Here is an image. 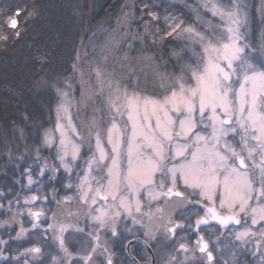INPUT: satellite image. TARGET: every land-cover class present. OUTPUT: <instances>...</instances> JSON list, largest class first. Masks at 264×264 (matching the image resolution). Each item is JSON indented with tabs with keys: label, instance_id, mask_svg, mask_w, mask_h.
Returning <instances> with one entry per match:
<instances>
[{
	"label": "snow or ice",
	"instance_id": "1",
	"mask_svg": "<svg viewBox=\"0 0 264 264\" xmlns=\"http://www.w3.org/2000/svg\"><path fill=\"white\" fill-rule=\"evenodd\" d=\"M184 3L194 14L191 22L173 13L161 17L147 0L139 6L137 16L135 0L131 5L125 3L118 18L121 39L112 41L103 54L107 63L122 44L131 50L136 42L144 46L149 40L155 45L162 44L168 37L185 38L192 55L181 63L180 54L173 53L180 65L179 71L160 74L162 96L144 94L133 68L124 63L119 65L121 69L127 68L124 79L115 67L112 72L94 68L95 84L91 79L84 80V73L80 72L81 96L87 93L101 101V107L94 109L85 135L73 122L69 92L51 85L61 97L56 107L59 142L54 145L51 133L45 132L43 146L56 147V160L69 174L78 166L84 144L91 149V155L84 161L83 175L77 173L78 183L74 185L85 210L83 214L93 222L96 232L95 235L88 233L93 244L91 251L82 257L84 264H92L93 253L101 247V230H111L115 236L119 220L131 217L133 223L141 222L133 212L141 213L145 197L149 204L160 199L169 202L175 197L180 204L202 206L204 215L195 221L197 232L200 225L208 224L209 220L216 221L222 228L241 225L243 220V228L235 232V239L248 243L250 237L259 236L255 241L257 249L264 248V63L249 57L246 50L255 49L240 42L243 38L240 29L246 25L247 16L238 0H232L230 7L218 0H197L195 4L184 0ZM201 9L210 12L218 22L205 19ZM35 14V9L24 3L0 9V45L22 35L21 16L27 22ZM76 59L80 60L79 54ZM117 59L127 61L128 53ZM73 70L79 71L76 63ZM62 119L66 123H62ZM36 158L40 159L39 147ZM48 168L53 173L58 170L45 160L41 175ZM24 173L28 186L32 185L31 168H25ZM37 199L36 195L24 198L26 204ZM43 214V210L28 209L33 228L38 226L36 221ZM69 215L79 218V214ZM249 219L251 224H248ZM169 224L166 231L173 235L177 228L184 227L173 223L171 217ZM70 227L74 225H48L57 233L59 249L69 260L73 254L65 246L63 233ZM77 230L84 231L83 228ZM25 231L21 227L16 238ZM4 243L7 241L0 240V244ZM194 243L192 249L180 243L178 251H198L207 257L204 264H214L209 241L198 235ZM41 251L40 247L33 246L22 254L36 258ZM104 252H108L107 247ZM188 260L187 256L180 261L176 255H170L164 264H185ZM57 261L53 256L52 264ZM24 264L29 261L25 260ZM107 264H113L111 255L107 257ZM261 264H264V254Z\"/></svg>",
	"mask_w": 264,
	"mask_h": 264
},
{
	"label": "trees",
	"instance_id": "2",
	"mask_svg": "<svg viewBox=\"0 0 264 264\" xmlns=\"http://www.w3.org/2000/svg\"><path fill=\"white\" fill-rule=\"evenodd\" d=\"M145 0H135L136 15H140V5ZM153 5L152 10L161 17L166 13L180 15L186 22L195 19L194 14L185 6L184 0H147ZM195 4L197 0H190ZM226 7L232 0H218ZM238 2H241L238 1ZM18 3L27 4L35 9V16L24 22L21 16L22 35L7 44L0 45V205L9 195L14 198L21 194L24 184L25 168H31V175L36 180L47 181L53 177L41 175L40 168L50 151L41 147V134L53 122V109L57 92L52 84L60 87L65 78L71 74L77 54L84 53L87 58L97 49H101L114 40H120L122 31L118 24L121 8L132 0H0V9ZM247 25L250 28L246 42H249L251 53L260 63H264V0H245ZM205 19L218 22L210 12L201 9ZM147 19V17H145ZM139 23V22H138ZM133 25V28L138 26ZM163 27V20H161ZM121 45L116 54L128 53L131 65L136 60L152 57L145 65L134 70L141 81L139 68L154 69L157 74L178 72L179 53L181 63L191 57L188 41L176 36L168 37L161 44L147 41L144 46L136 42L129 50ZM198 48V46H197ZM110 63L118 64L116 58ZM140 90L144 94L162 96L158 77H145ZM22 130V134H21ZM40 149V159L36 158V149ZM50 159V158H49ZM49 171V170H48ZM48 173V172H47ZM54 179V178H53ZM59 180V178H57ZM61 179V178H60ZM18 181V182H17ZM43 189H58L61 185ZM2 213V207H0Z\"/></svg>",
	"mask_w": 264,
	"mask_h": 264
},
{
	"label": "flooded vegetation",
	"instance_id": "3",
	"mask_svg": "<svg viewBox=\"0 0 264 264\" xmlns=\"http://www.w3.org/2000/svg\"><path fill=\"white\" fill-rule=\"evenodd\" d=\"M46 174L51 177L54 174V179L35 181L42 189V193L38 192L39 199L36 201L25 203L24 198L28 193L34 192V190L26 189L25 181H22L24 186L17 197L12 198L8 190L2 205V213H0V240L7 241L0 244V264H24L25 260H28L29 264H52L53 256L58 258L57 264H84L82 257L91 251L93 240L88 233L95 235L96 232L93 222L83 214L85 210L80 205L77 193L74 191V194L70 196L72 199L59 207L64 202L59 200L65 190L64 174L60 171L53 173L51 170ZM47 183L52 188H54L53 185L57 187L61 185V187L46 191L43 185ZM177 204L180 202L175 197L169 202L160 199L151 204L145 197L142 201L141 213L133 212L134 216L141 221L140 223H133L131 217H126L117 222V235L113 236L111 230L99 232L101 247L93 253L92 264H101V262L107 264L109 255L113 264H164L170 255H176L180 261H184L185 256L189 257L185 264H204L207 261L206 255L198 251L194 253L178 251L180 243H186L190 249L195 248L194 242L198 235H203L209 241L210 250L215 257L214 264H224V261L228 264H261L264 248L258 250L255 242L260 239L259 236L250 237L248 243H241L235 239V232L243 228V220L241 225L231 224L228 228H222L216 221L209 220L208 224L200 225L197 232L195 221L199 216L204 215V208L196 203H184L179 207ZM27 207L33 211L43 210L44 214L36 221L38 224L36 228H33V218L26 215ZM69 213L79 214V218L77 215L70 216ZM170 217L173 223L184 225L183 228H177L174 235L166 231V226H171ZM52 223L74 225L63 233L65 246L73 254L71 260L60 251L58 241L55 239L57 233L48 228V225ZM248 224H251L250 219ZM21 227L26 231L16 238ZM78 228H83L84 231L80 232ZM146 232L149 235L146 236ZM33 246H38L42 250L38 257L33 258L22 254L26 248ZM104 247L108 248V252H104Z\"/></svg>",
	"mask_w": 264,
	"mask_h": 264
},
{
	"label": "rangeland",
	"instance_id": "4",
	"mask_svg": "<svg viewBox=\"0 0 264 264\" xmlns=\"http://www.w3.org/2000/svg\"><path fill=\"white\" fill-rule=\"evenodd\" d=\"M238 1H240V0H238ZM243 1H245V0H241V2H239V4L247 16V10L244 9ZM240 31L243 33V38L240 42L242 44L243 43L249 44V42H246V38L248 37L249 31H250V28L248 27L247 23H246V25L241 27ZM110 46H111V44H108L101 49L99 48V49L95 50V52L92 53L89 58H87V56H85L84 53L79 54L80 60L77 61V59H76V61L74 62L77 64L79 71H74L72 69L71 74L65 78L63 84L59 87L65 91L69 92V99L72 101L70 113L72 115L73 122L80 127L81 131L85 135H87V127L86 126L89 123V121L93 115L94 109L101 107V101L98 97H95V98L90 97L87 93L85 94L84 97L81 96V91H80L81 76L79 73L83 72L84 73L83 79L84 80L91 79L92 83L95 84V75L93 73L94 68L100 67V68L106 69L107 72H112L113 68L115 67L120 78L124 79L127 77L128 73H127V68L121 69L119 67V65L121 63L130 65L134 71L135 69L137 70L138 66L141 67V66L145 65L146 62L148 61V59H147L146 62L144 61L142 64H140V62H142L144 60V58L141 57V58L136 60V65H131L129 61L127 62V61H122V60L117 59V57H122V56L120 54L119 55L116 54V55H114V57L116 58V61H118V64L116 66H115V63H113V64L110 63V61H114V58L111 56L109 57L108 62L105 63V61L103 60V54L106 52V50ZM124 46L125 47L123 50H126L127 45L125 44ZM260 49L264 50V46L262 45V47ZM246 54L249 57H251L255 62L260 63L258 58L251 53V50H246ZM122 55L124 56V52L122 53ZM139 70H141V71H139ZM138 71H139V73L142 72V75H143L141 77V81L139 82L140 86H143V83L145 81L144 79L146 76L147 77L149 76L152 78L158 77L160 79V74H157V72H155L154 69L139 68ZM69 84L72 85L71 88L68 87ZM60 103H61V97L57 95L56 104H55L54 109H53V115H54L53 122H52L51 126L46 128L41 134V147L50 151V156H49L50 159L49 158L46 159L48 161V163L54 164L56 166V168L58 169L56 172L60 171L61 173L64 174V175L63 174H61V175H63V179H64L63 187L65 190L62 194V197H60V199H59V200L64 201L63 203H61V206H59V207H62L63 205H65V203L70 201V200H65L64 199L65 197L72 196L74 194V191H75V193H77V190L74 187V185H76L78 183L77 173L79 172L80 175H83L84 161L87 160L88 157L91 155V149L89 148L87 143L84 144V146L81 149V158L78 161V166L74 167V170L72 171V173L69 174L63 168H61L59 166V162L56 160V147L53 146L52 148H48V147L43 146V136H44L45 132L51 133L53 140H54V145L58 144V142H59V133L56 132V124H57L56 107ZM62 116H63V114H62ZM61 122L66 123V120L62 119ZM93 144H94V141H93ZM44 163H45V160L43 161L42 165ZM48 170H51V169L50 168L45 169L44 173L46 174L48 172ZM53 176H54V174H53ZM32 179H33L34 183L32 185L28 186L27 175L25 176L24 181H25L26 189H28L30 191L34 190L33 193H31V192L28 193V195L26 197H31L35 193H37L36 195L39 196V193H42V189L39 188L37 186V184L35 183L36 178L32 176ZM68 184H72L73 187L72 188L66 187V185H68ZM28 209L29 208L27 207L26 208V213H27L26 215L27 216H29L28 215Z\"/></svg>",
	"mask_w": 264,
	"mask_h": 264
}]
</instances>
